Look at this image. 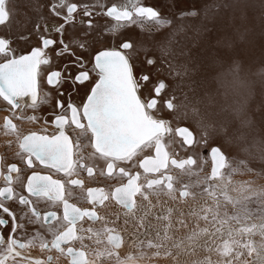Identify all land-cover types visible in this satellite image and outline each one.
Returning a JSON list of instances; mask_svg holds the SVG:
<instances>
[{"label": "snow or ice", "instance_id": "obj_1", "mask_svg": "<svg viewBox=\"0 0 264 264\" xmlns=\"http://www.w3.org/2000/svg\"><path fill=\"white\" fill-rule=\"evenodd\" d=\"M49 9L63 23L45 24L38 31L42 46L17 55L11 39L0 37V100L12 113L0 130L15 137L14 154L29 169L39 162L63 176L53 179L33 171L23 184L28 195L17 194L14 185L22 170L11 163L4 171L0 156L5 185L0 187V211L6 214L0 217V264H264V186H255L251 178L236 179L264 175V166L255 173L247 155H230L229 146L244 153L248 149L228 137L226 129L205 122L195 107L190 118L197 131L174 126L181 108L189 118V105L176 95L179 85L154 82L151 71H136L139 54L123 30L160 29L171 21L140 0L97 12L114 21L105 39L117 46L97 52L88 69L77 52L87 51L102 35L91 19L92 9L73 0H51ZM77 15L88 19L79 20L85 27L73 48L63 36L66 25L75 27ZM10 16L8 0H0V25ZM57 58L64 62L53 69ZM143 63L152 69L157 65L150 58ZM42 65L49 66L47 91L42 90ZM92 72L98 79L78 106L71 92L91 82ZM44 105L52 106L55 131L49 135L44 127L22 133L14 121L37 123L41 117L34 113ZM220 136L223 141L217 143ZM7 143L11 147L13 141ZM180 151L186 155L181 157ZM98 177L116 183L107 189L86 185L85 179ZM41 204L56 210H44ZM30 249H39L43 258L28 255Z\"/></svg>", "mask_w": 264, "mask_h": 264}, {"label": "rangeland", "instance_id": "obj_2", "mask_svg": "<svg viewBox=\"0 0 264 264\" xmlns=\"http://www.w3.org/2000/svg\"><path fill=\"white\" fill-rule=\"evenodd\" d=\"M76 1L89 5L94 12L92 19L97 31H102V35H97L85 51L88 59L100 47H116L117 41L105 39L110 34L107 29L114 22L103 15H97V12L103 11L101 5H122L125 0ZM49 2L50 0H8L11 16L6 24L0 25V35L10 37L12 46L20 47L21 37L25 32L34 31L33 25L38 17L51 13ZM140 2L154 7L171 23L160 29L146 25L143 29L133 26L123 30L124 37L134 44L139 54V59L135 61L137 73L142 69L151 71L154 82L162 79L172 87L179 85L176 95L189 105V118H184L185 110L181 108L178 118L173 122L174 126L183 124L194 132L197 131L198 125L190 118V109L197 108L205 122L212 123L217 129H226L228 137L237 141L240 147L248 149V153H244L233 145L227 147L226 151L234 156L247 155L255 173H259L264 166V0ZM193 11L197 13L195 16L187 15ZM51 17L54 21L60 20L52 13ZM83 27L85 26L80 23H75V27H65L66 35L74 46L82 35ZM149 58L157 61L155 69L143 63ZM162 115L166 119H172L166 113ZM1 119L2 114L0 125ZM19 124L22 133L41 130L47 126L43 122ZM223 138L217 137L216 142L221 143ZM9 140L13 141L11 147L7 143ZM17 149L15 137L5 136L0 130L2 157L16 156L14 152ZM199 151L202 156L207 155L206 150ZM179 155L183 157L186 153L180 151ZM207 171L206 166L205 172ZM248 178L256 181L255 186H264V175L236 177ZM97 179H87L88 184L102 181L100 177ZM102 182L107 187L113 183Z\"/></svg>", "mask_w": 264, "mask_h": 264}, {"label": "flooded vegetation", "instance_id": "obj_3", "mask_svg": "<svg viewBox=\"0 0 264 264\" xmlns=\"http://www.w3.org/2000/svg\"><path fill=\"white\" fill-rule=\"evenodd\" d=\"M73 2H76L78 3L79 6L82 7L83 4L85 3H79L77 2L76 0H73ZM51 3V0L49 2V5ZM112 4H116V3H109L107 5H105L103 7L102 10H106V8L109 6V5H112ZM80 9L78 8V11ZM94 18V12H93V16L91 17V19ZM107 18V17H106ZM80 19H88V18H85V17H82L81 15H77V20L75 23H79V20ZM109 19L110 21H112L110 18H107ZM114 22V21H113ZM53 23H56V24H59V23H63V20L60 18L59 21H54L53 18L51 17V13H49L48 16H45V15H42L41 17H38L37 21L34 22V31L33 32H25L24 35L21 37V43H20V47H17V46H12L13 49H15V52L17 55H20V54H26L28 52H30V50L33 48V47H36V46H42L40 40H39V35H38V31H43L44 29V26L45 24L47 25H51ZM39 24L40 25V29L37 30L36 28V25ZM67 26V25H66ZM65 26V27H66ZM44 35L49 37V38H59L58 37V34L54 33V32H44ZM0 37H6V38H9L11 39L10 37L8 36H4V35H0ZM63 39L66 43H68L71 47L75 48V46L73 45L72 41L70 40V37L66 35V32L63 36ZM12 41V40H11ZM115 46H103V47H100L98 48L97 50H95L94 52H92V56L90 58V60L88 59L87 55L85 54V52H80L78 51L77 52V55H83L84 57V61H85V67L88 68V69H91L92 66H93V57H94V54L101 50V49H111V48H114ZM47 51V50H46ZM48 55H52L51 52H48ZM3 57L0 56V62H3ZM63 59L61 58H57L55 61H54V64L51 66L53 69L58 67L59 65H61L63 63ZM49 70V66H41V82H42V90H49V86H47L45 83H44V79H45V76H46V73L47 71ZM92 75V81L91 82H86V87L85 86H80L77 88L76 91L74 92H71V101L76 104V105H82L85 100H86V97H87V94L90 92V88L92 86V84L96 81V79L98 78L96 76V73L95 72H92L91 73ZM65 88H67V86H65ZM70 91V90H69ZM53 96H57V93L53 92ZM0 102L6 106H8L6 104V102H3L2 100H0ZM55 104V100L52 101V105ZM51 112H52V106L51 105H44L42 106V108L37 111L35 114L39 117H41V119L38 121V122H43V124H45L44 122L45 121H48V123L46 125H49L51 124V121L53 119L52 115H51ZM32 113L31 110H29V114ZM5 116H10L8 114H6ZM4 116V117H5ZM43 117V118H42ZM43 120V121H42ZM4 121V119H3ZM3 124V123H2ZM1 124V125H2ZM44 128V127H43ZM47 129H48V132L47 134L51 135L55 129L53 127V125L51 124L50 127L47 126ZM29 131H37V132H41V130H29ZM29 131H26L24 134H27ZM143 155V154H142ZM4 160H3V168H4V171H6V167L8 164H11V163H16L18 167L21 168V174H20V182H17L15 185H14V188H15V191L17 194H23V195H28V193L26 192V190L23 188V184H26L27 182V177L30 176L32 174L33 171H36V172H39L41 173L42 175H51L53 177V179H59L63 176L62 173H57L55 172V170H52V169H48V168H45L43 165L39 164V162H35V167L33 169H29L21 160L19 157L17 156H3ZM7 158V159H5ZM101 164V166H103V162H99ZM129 170L135 172L137 171L138 169L136 168H130ZM142 171V170H140ZM15 176V174H13ZM86 173H82L81 174V178H86ZM75 178V177H74ZM102 178V177H100ZM87 179H85L86 181ZM99 180V179H97ZM102 181H106V183H112V184H115L116 181H109V180H105L104 178H102ZM91 182L90 184H86L87 186H91V187H105L107 189V185L104 183V182ZM86 183V182H85ZM5 186L4 183L2 181H0V187H3ZM31 199L35 200L34 197H32ZM70 202H76V203H79L80 206H87L86 203L83 201V200H80V201H70ZM6 204H8L11 208L15 209L16 208V205L15 204H12V202H8L6 201L5 202ZM40 207L44 210H48V211H55L56 209L54 207H50V206H45L43 204L40 205ZM17 215H20L19 212H17ZM0 217H6V214L2 213V211H0ZM10 227V225H9ZM31 228V226H29ZM34 231V229H33ZM4 234L7 235V230L4 229ZM21 237H22V233L20 234ZM48 239H51V236H48L47 237ZM28 255H31L32 257H41L43 258V254L40 253L39 249H36L35 252H32L29 250V252L27 253ZM9 264H11V262H9ZM61 264H64V261L62 260L61 261Z\"/></svg>", "mask_w": 264, "mask_h": 264}, {"label": "bare ground", "instance_id": "obj_4", "mask_svg": "<svg viewBox=\"0 0 264 264\" xmlns=\"http://www.w3.org/2000/svg\"><path fill=\"white\" fill-rule=\"evenodd\" d=\"M8 107L9 106H6V105H4V104H2L1 102H0V114H2V119H1V122L3 123V119H4V116L6 115V114H8V115H12V113L10 112V111H8L7 109H8ZM30 114H33V113H30ZM35 114V113H34ZM14 122H17V123H25V122H20V121H14ZM38 123V122H37ZM39 126H42V124H38ZM50 125L51 124H49V125H47L48 127H50ZM46 126V127H47ZM0 156H2V153H1V151H0ZM86 182V184H88V180H86L85 181Z\"/></svg>", "mask_w": 264, "mask_h": 264}, {"label": "water", "instance_id": "obj_5", "mask_svg": "<svg viewBox=\"0 0 264 264\" xmlns=\"http://www.w3.org/2000/svg\"><path fill=\"white\" fill-rule=\"evenodd\" d=\"M109 6H111V5H109ZM109 6H108V7H109ZM147 6H150V5H147ZM151 7H152V6H151ZM153 8H154V7H153ZM154 9H155V8H154ZM103 50H105V49H101V50H99V51H103ZM99 51H97V52H99ZM97 52H96V53H97ZM96 53H95V54H96ZM95 54H94V56H95ZM97 79H98V78H97ZM97 79H96V80H97ZM178 126H181V127H187L186 125H183V124L178 125ZM190 130H191V129H190Z\"/></svg>", "mask_w": 264, "mask_h": 264}, {"label": "crops", "instance_id": "obj_6", "mask_svg": "<svg viewBox=\"0 0 264 264\" xmlns=\"http://www.w3.org/2000/svg\"><path fill=\"white\" fill-rule=\"evenodd\" d=\"M36 249H30V251L35 252Z\"/></svg>", "mask_w": 264, "mask_h": 264}]
</instances>
